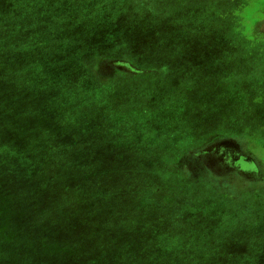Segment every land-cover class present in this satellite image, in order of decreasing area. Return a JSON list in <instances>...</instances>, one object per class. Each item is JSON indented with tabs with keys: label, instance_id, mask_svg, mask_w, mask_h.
Instances as JSON below:
<instances>
[{
	"label": "rangeland",
	"instance_id": "374dc122",
	"mask_svg": "<svg viewBox=\"0 0 264 264\" xmlns=\"http://www.w3.org/2000/svg\"><path fill=\"white\" fill-rule=\"evenodd\" d=\"M0 264H264V0H0Z\"/></svg>",
	"mask_w": 264,
	"mask_h": 264
},
{
	"label": "flooded vegetation",
	"instance_id": "af4514ba",
	"mask_svg": "<svg viewBox=\"0 0 264 264\" xmlns=\"http://www.w3.org/2000/svg\"><path fill=\"white\" fill-rule=\"evenodd\" d=\"M224 140H219L212 143L206 148V151L200 152L199 157L206 158V160L217 167L218 169H229L231 171H237L235 164L242 158L243 154L237 146H234L230 143L221 144ZM210 167V165H208ZM212 167V166H211ZM213 168V167H212ZM211 168V169H212ZM243 175L242 172H239ZM247 174V173H246Z\"/></svg>",
	"mask_w": 264,
	"mask_h": 264
},
{
	"label": "water",
	"instance_id": "95a60500",
	"mask_svg": "<svg viewBox=\"0 0 264 264\" xmlns=\"http://www.w3.org/2000/svg\"><path fill=\"white\" fill-rule=\"evenodd\" d=\"M119 68H125V69H128V70H132L133 68H131L129 65H128V62H126V61H120V60H117V61H115L114 62ZM227 143H231V144H233L234 145V141H232V140H230V141H224V142H222L221 144H227ZM203 151H206V149H204ZM244 156V158H242L241 160H240V162L238 161L236 164H235V168L237 169V170H239L240 172H242V173H244V174H246V173H256L255 171H256V169L255 170H252V169H248V167H249V165H251V164H249L248 162L249 161H254L251 157H249V156H247V155H243ZM249 164V165H248ZM251 166H253V165H251ZM243 168H246V169H243ZM248 170H252V171H248ZM257 174H259V172L257 173Z\"/></svg>",
	"mask_w": 264,
	"mask_h": 264
},
{
	"label": "crops",
	"instance_id": "0c3cea01",
	"mask_svg": "<svg viewBox=\"0 0 264 264\" xmlns=\"http://www.w3.org/2000/svg\"><path fill=\"white\" fill-rule=\"evenodd\" d=\"M219 140H224V141H234V146H239V142L240 140L239 139H235V137H231V136H228V135H225V136H220V137H216L214 138L212 141L209 142L208 145H206L205 147H203V149L200 150V152H202L204 149H206L208 146H210L212 143L216 142V141H219ZM231 144V143H230ZM233 145V144H232Z\"/></svg>",
	"mask_w": 264,
	"mask_h": 264
},
{
	"label": "trees",
	"instance_id": "16d2710c",
	"mask_svg": "<svg viewBox=\"0 0 264 264\" xmlns=\"http://www.w3.org/2000/svg\"><path fill=\"white\" fill-rule=\"evenodd\" d=\"M123 71V70H122ZM130 71V70H129ZM99 88V87H98Z\"/></svg>",
	"mask_w": 264,
	"mask_h": 264
}]
</instances>
